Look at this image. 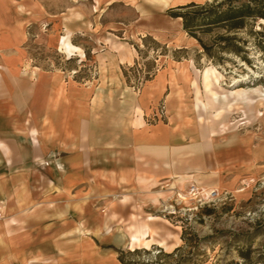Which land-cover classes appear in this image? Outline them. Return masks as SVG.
Here are the masks:
<instances>
[{
  "label": "rangeland",
  "instance_id": "obj_1",
  "mask_svg": "<svg viewBox=\"0 0 264 264\" xmlns=\"http://www.w3.org/2000/svg\"><path fill=\"white\" fill-rule=\"evenodd\" d=\"M20 1V5L35 9L17 16L8 7L7 15L0 18V104L8 110L17 105L92 106L94 111L104 112V117L119 116L120 125L125 127L128 119L142 114L137 93L148 79L173 60H193L203 82L200 85L197 77L192 80L194 96L187 95L184 103L197 112L203 131L209 123L213 127L225 162L226 181L236 180L230 189L219 182L214 188L198 183L218 193L209 203H200L188 194L195 181L172 187L170 193L152 195V202L158 205L144 214L145 218L158 217L148 222L155 231L152 240L174 243L180 237L176 247H184L172 257L160 255V246L149 245L147 239L129 247L131 241L122 245L106 234L112 227L129 233L137 224H109L102 233L87 238L74 231L68 234L69 227L62 223L56 206L55 228L49 232L55 254L48 264H117V252L134 249L139 251L126 256L133 264H228L242 261L239 248L249 244L253 259L260 260L256 264L264 263V19L230 33L236 36L230 44L241 46L240 53L223 49L224 43L217 42L216 37L225 30L199 29L198 36L209 46L206 51L182 28L181 20L150 1L143 5L141 16L139 7L127 2L115 3L100 16L93 0H73L68 27L64 20L68 0ZM47 81L48 87L44 85ZM166 113L162 101L147 116L148 122L164 119ZM8 116H16V112ZM25 120L27 128L31 127V119ZM11 127L10 122L5 128L0 121V140L11 147L14 159L20 158L17 145L32 138V129L18 135ZM2 141L0 151L9 153ZM163 186L165 191L170 187ZM141 211L133 205L134 215L129 218L137 221ZM13 227L7 228L9 238L17 234ZM2 228L5 225L0 221V233ZM185 230L189 238L194 232L201 240L186 243L182 238ZM135 239L140 241L138 235ZM15 244L0 240V264H28L29 257L16 252L21 244ZM174 249L163 248V252Z\"/></svg>",
  "mask_w": 264,
  "mask_h": 264
},
{
  "label": "crops",
  "instance_id": "obj_2",
  "mask_svg": "<svg viewBox=\"0 0 264 264\" xmlns=\"http://www.w3.org/2000/svg\"><path fill=\"white\" fill-rule=\"evenodd\" d=\"M15 1L3 0L0 18L7 15L8 7L17 16L35 9L20 5V0ZM93 1L99 6L100 16L117 2L138 6L136 9L141 16L147 1L168 13L172 7L212 0ZM72 2L68 0L64 8L66 27L72 21V16H69L73 12ZM3 6L6 8L2 9ZM12 6L19 10L12 9ZM175 19L182 23L181 18ZM185 61L173 60L147 80L137 93L142 114L128 119L125 127L120 125L119 116L104 117V112H96L92 106L49 104L40 108L17 105L15 110H8L0 104V121L5 128L10 122L11 129L15 127L18 135L32 129L29 134L32 141L28 137L17 145L21 159L18 156L14 159L11 147L0 140L10 149L9 153L2 148L0 151V199L5 210V216L0 218L5 225L0 240L14 241L18 246L21 244L16 252L19 256L29 257L28 264L50 263L55 248L51 245L53 238L49 232L55 228L57 206L62 223L69 227L68 234L74 231L87 238L95 232L102 233L109 224H137L129 233L122 228L110 227L106 234L112 235L122 245L131 241L129 247L147 239L151 246L174 249L180 237L174 243H167L165 239L162 243L152 240L155 231L148 222L158 217H144L147 211L158 205L152 202V195L173 192L172 189L189 181L206 188H214L219 182L228 189L236 181H226L225 162L213 127L209 123L204 132L197 112L184 103L187 95L194 96L192 80L197 77L200 85L203 82L195 72L197 66L194 61ZM44 85L48 87L50 82ZM162 101L166 105V117L149 123L147 116ZM13 111L16 116H8ZM25 118L31 119V127L27 128ZM163 185L170 187L165 191ZM160 186L163 187L158 189ZM133 205L143 212L138 213L137 221L129 218V215H134L131 213ZM27 210H32V213H27ZM13 226H16L17 234L9 238L11 234L7 231ZM118 256L119 252L117 264H122Z\"/></svg>",
  "mask_w": 264,
  "mask_h": 264
},
{
  "label": "trees",
  "instance_id": "obj_3",
  "mask_svg": "<svg viewBox=\"0 0 264 264\" xmlns=\"http://www.w3.org/2000/svg\"><path fill=\"white\" fill-rule=\"evenodd\" d=\"M237 1H239L237 3ZM168 14L174 18H181L184 30L196 38L206 51H209V46L198 36L199 29L202 32H211L214 29H223L225 32L218 34L217 42H221L223 49L231 50L240 53L241 46L238 44H230L236 39L235 34L231 32L238 29L246 28L254 23V21L264 19V0H212L205 3L190 2L184 5H179L168 9ZM192 238L187 236L186 230L182 236L186 243H191L193 240L199 242L201 239L198 234L192 233ZM196 245V244H195ZM184 249L178 246L173 252H163L160 247V255L172 257ZM138 249L133 251H119V260L122 264H133L127 261L126 256L138 252ZM239 256L242 259L232 260L228 264H256L257 261L253 259L252 245L242 246L239 248ZM264 264V263H261Z\"/></svg>",
  "mask_w": 264,
  "mask_h": 264
},
{
  "label": "built area",
  "instance_id": "obj_4",
  "mask_svg": "<svg viewBox=\"0 0 264 264\" xmlns=\"http://www.w3.org/2000/svg\"><path fill=\"white\" fill-rule=\"evenodd\" d=\"M187 192L189 195H191V197L197 199L200 203H209L211 201H214V199L218 195V193L214 190L209 191L207 189L201 188L197 182L191 184ZM178 195L183 197L182 193H178ZM4 216V207L0 205V218H3Z\"/></svg>",
  "mask_w": 264,
  "mask_h": 264
},
{
  "label": "bare ground",
  "instance_id": "obj_5",
  "mask_svg": "<svg viewBox=\"0 0 264 264\" xmlns=\"http://www.w3.org/2000/svg\"><path fill=\"white\" fill-rule=\"evenodd\" d=\"M207 78V77H206Z\"/></svg>",
  "mask_w": 264,
  "mask_h": 264
}]
</instances>
